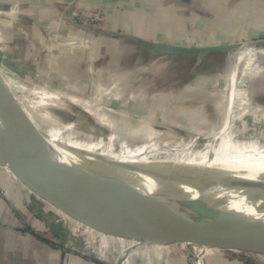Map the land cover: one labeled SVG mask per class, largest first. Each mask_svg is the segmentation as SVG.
<instances>
[{"label":"crops","instance_id":"0c3cea01","mask_svg":"<svg viewBox=\"0 0 264 264\" xmlns=\"http://www.w3.org/2000/svg\"><path fill=\"white\" fill-rule=\"evenodd\" d=\"M10 5L18 6L13 18L16 26L26 23L29 28L23 33L15 25L9 29L6 23L0 24L5 51L14 64L19 65L18 61L25 59L22 52H27L28 67L35 76L44 71L50 78L76 84L89 78L103 80L106 65L124 69L114 89L122 90L123 95L114 102L127 105L133 98L147 107L148 116L168 112L177 119L187 117V126L179 119L180 129L196 126L200 129L197 132L205 135L210 133L206 124H210L212 107L221 115L228 104V91L212 94L217 82L212 78L243 84L249 70L241 72L246 67L240 66L228 77L230 62L221 55L204 59L189 73V59L149 55L137 44L111 34L182 47L241 43L264 36V0H0V14L6 16ZM73 8L99 9L106 34L70 25L66 19ZM238 58L235 55L233 60ZM258 63L257 69L263 73L248 74L245 98L264 103V58ZM226 70L227 75H223ZM90 71L95 75H89ZM240 72L241 80L237 81ZM169 85H173L171 90L165 87ZM241 95L240 91L232 93V101L240 104L232 106L231 117L240 110ZM143 105L135 110L143 112ZM114 114L120 115V108ZM152 121L146 118L142 125L152 126ZM115 128L119 131L113 123L110 131L114 135ZM53 208L0 166V264H188L185 259L179 263L177 245H138L127 237L98 233ZM201 250L204 264H264L235 254L232 259L225 258L224 252L215 249Z\"/></svg>","mask_w":264,"mask_h":264},{"label":"water","instance_id":"95a60500","mask_svg":"<svg viewBox=\"0 0 264 264\" xmlns=\"http://www.w3.org/2000/svg\"><path fill=\"white\" fill-rule=\"evenodd\" d=\"M70 12L66 20L73 27L106 34L104 29L77 23ZM111 35L137 44L149 55L185 57L192 64L189 73L211 56L223 55L232 64L235 55H247L245 51L252 46L264 49L263 35L254 41L204 47L173 46L116 33ZM12 102L0 77V112L17 126ZM89 131L97 137L101 135L93 129ZM0 166L9 169L54 209L98 233L127 237L142 245L191 244L232 252L245 260L260 258L264 263V221H255L244 213L248 207L264 205V178L229 193L214 192L202 207L162 206L146 202L140 193L125 185L89 175L84 169L40 153L21 136L1 125Z\"/></svg>","mask_w":264,"mask_h":264},{"label":"bare ground","instance_id":"6f19581e","mask_svg":"<svg viewBox=\"0 0 264 264\" xmlns=\"http://www.w3.org/2000/svg\"><path fill=\"white\" fill-rule=\"evenodd\" d=\"M245 53L264 58L261 47L252 46ZM240 66L235 67L232 74ZM18 75L8 72L0 63V77L7 86L18 122L15 126L0 112L2 127L21 136L44 155L84 169L89 175L134 189L146 202L168 207H202L211 200L210 195L214 192L229 193L264 178V151L257 152L253 143L240 144L238 140L239 133L257 132L261 121L254 123L253 127H224L218 135L211 136L207 152L200 158L178 156L183 154L178 148H172L173 152L163 159H146L136 154L124 156L109 151L103 152L106 158L101 159L102 139L97 137V142H91V137L74 128V120L66 122L53 110L61 109L62 103L69 100L72 106L93 116L100 125L107 124L100 111L91 110L89 102L69 99L66 94L50 91L47 87H36ZM231 110L232 107L227 110L225 119H230ZM134 132L139 136L148 133L147 141L162 137L154 134L149 126L138 127ZM244 213L255 221H264V205L248 207ZM194 256L192 264H201L200 255Z\"/></svg>","mask_w":264,"mask_h":264},{"label":"rangeland","instance_id":"374dc122","mask_svg":"<svg viewBox=\"0 0 264 264\" xmlns=\"http://www.w3.org/2000/svg\"><path fill=\"white\" fill-rule=\"evenodd\" d=\"M10 6L6 9L5 12L6 16L0 14V24L1 22L6 23L7 25L10 26L9 29H11V27L14 25L16 26V21H14L13 18L17 17L16 11L18 8V6H13V5ZM27 25L25 23L22 26H16V27L19 29V32L26 33L27 30H29ZM16 27H13L14 31H17ZM78 45H81V43H79ZM6 48H7V44L3 40L0 31V63L5 67V69L8 72L16 75L19 74L18 76L21 75L20 77L23 80L35 85L36 87H47L48 89H50V91L66 94L69 97V99L78 98L86 102H89L88 104L91 106V110L100 111V113L105 117L106 122L108 121L107 124L100 125L93 116H90L89 114H85L84 112H82L83 110L78 107L72 106L69 100L66 101L67 103L66 102L62 103L61 109L54 108L55 110H53V112L56 115H58L60 118H62V120L66 122H69L70 120H74V128L76 130L83 131L84 134L91 137L92 140L91 142H97L98 139L101 138V135L105 134L104 135L105 137L101 138L102 143L99 148L100 155L106 156V154H103V152L109 151L111 153H117L124 156L136 154V155H140V157L144 156L146 157V159H163V157L169 156L171 152H173L172 151L173 149L178 148V150H180L179 153L183 154L178 156H182L186 158L188 157L200 158L206 154L208 148L207 145L209 144L208 142L211 141L209 140L211 136L213 137L215 135H218L220 131L224 129V127L227 128L229 126L239 127V128H245L246 126L253 127L254 123L260 121L261 124L260 126H258L257 132L255 133L248 132L249 134L247 132L239 133L238 140H240L239 141L240 144H246L248 142L253 143V146H256L254 148L257 152L264 151V103H260L256 101L254 103L251 101L248 102L247 98H245L246 97L245 94L248 92V83H246L248 74L252 72L263 73L262 70L257 69L259 64L258 63L259 57L253 55V53L240 56L236 61L233 60L232 65L231 64L229 65L228 73L230 74L228 75V77H230L232 70L237 66L241 65L242 67H246L243 68L241 72H245L246 70H249L246 74L243 84L238 82H236L235 84L233 81H228V80L226 82H221L219 81L218 78H214V77L212 78V80L214 81L217 79V82L215 81V84H213L215 85V90L213 91L212 94L215 96L219 95V93L227 94L228 91L229 92L227 94L228 104L224 108L225 111H223L221 115L218 114V109L216 107L215 108L212 107L211 115L208 117L209 119L207 118L210 124H206L207 125L206 127H208L207 129H210L209 131L210 133L205 135L198 133L197 131L200 129L199 127L196 126H193L192 129H189L187 131L180 129L178 125L179 119H182L185 126H187V122H188L187 117H180L179 119H177L176 118L177 116H173L168 112H165L164 115L162 116L161 115L148 116L146 115L147 113L146 110H148L147 107L144 106L142 102H138L133 98H131V102L128 101L127 105H123L122 102L121 103L114 102V98L119 96V94L123 95L122 90H120L122 92L121 93L115 91L114 89L119 85V83H117L118 79H120L121 76L124 75V72H126L124 69L118 70L115 67L106 65L104 66L106 67V69H103V67L101 68L103 69L102 72L104 75L103 80L99 81L98 79L95 80L89 78L86 80L85 83L84 82L77 84L69 83L66 79L60 80L56 78H50L46 75V72L44 71H41L40 73H36L35 76L33 73H31L33 69L30 70V68L28 67L29 64L27 62V52H22V55L23 57H25V59L18 61L19 62L18 65V63L14 64L15 63L14 59H13L14 62H12V57L11 55L8 56V53L6 52L8 50H6ZM173 64L174 63H172V66ZM94 72L95 71L93 72L90 71L89 75H95ZM226 72L227 70L222 74L227 75ZM241 72L237 78V81L241 80V75H242ZM131 74H129V77H132L130 76ZM153 75L156 76L158 80L162 79V76L160 74L154 73ZM135 86L134 88H136ZM165 87L171 90L173 85H169ZM234 90L236 92L240 91L242 94L241 106L239 107L240 110L238 109L239 111L237 115H234L232 113L231 119L227 120V118L225 119L227 110H229L232 106L234 108L235 105L240 104V101L238 100L237 101L233 100L232 102V93ZM138 104L143 105L142 106L143 112L141 110L139 111L135 110L137 106H139ZM118 108H120L121 110L120 115L114 114L116 112V109ZM146 118L147 120L149 119L153 120L152 126L147 124L146 127L149 126L153 130L154 134H157V136L158 135L162 136L160 137L159 140L147 141L149 137L148 133L146 134L147 136H145V134L144 136H139V133L132 131V129L134 130L140 127V125L142 127L143 126L142 124L144 123V120ZM200 122L198 123L199 125H201ZM113 123H116V126L119 129V131H116L115 135L113 134L115 132H111L110 131L111 129L109 128L113 126ZM118 124H120V126H118ZM90 129H93L97 134L100 132L101 135L98 136L99 138H97V136L95 135H92L89 131ZM40 133L43 134L42 131H40ZM183 245L184 246L176 247V250L178 252L177 254L179 255V259H178L179 263L185 259L188 264H192V259L194 258V254L200 255V257L202 256L201 252L199 253V249L202 248L191 244L190 245L183 244ZM206 250H212V249H206ZM218 252L222 253L221 251ZM223 255L224 256L222 257L232 259L234 253L224 252ZM250 259L253 262H255V260L261 261L260 258L258 259L255 257H251ZM203 262L204 261L202 260L201 264H204Z\"/></svg>","mask_w":264,"mask_h":264},{"label":"built area","instance_id":"2783aa9c","mask_svg":"<svg viewBox=\"0 0 264 264\" xmlns=\"http://www.w3.org/2000/svg\"><path fill=\"white\" fill-rule=\"evenodd\" d=\"M70 14L72 18L79 24L90 26L93 28H98V29L104 28V22H105L104 16H103V13L99 9L95 11H90V10H81V9L73 8L71 9ZM53 211L60 214V212L54 208H53ZM199 253H200V250H199ZM193 260L194 258L192 259V261Z\"/></svg>","mask_w":264,"mask_h":264}]
</instances>
